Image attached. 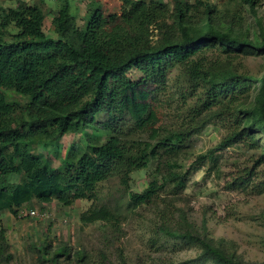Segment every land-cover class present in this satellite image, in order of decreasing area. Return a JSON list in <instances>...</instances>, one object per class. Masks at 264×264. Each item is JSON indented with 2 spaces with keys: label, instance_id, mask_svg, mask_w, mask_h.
I'll return each mask as SVG.
<instances>
[{
  "label": "trees",
  "instance_id": "1",
  "mask_svg": "<svg viewBox=\"0 0 264 264\" xmlns=\"http://www.w3.org/2000/svg\"><path fill=\"white\" fill-rule=\"evenodd\" d=\"M58 1L56 37L45 30L47 14L40 4L20 0L15 7L0 8V216L17 215L33 200L71 205L81 199L92 201L80 215L84 225L103 221L117 228L120 206L97 203L107 180L119 178L128 187L133 172L157 162L158 177L144 191L129 193L132 211L153 204L162 191L185 188L180 156L190 133L212 120L227 123L230 118L233 126L215 147L223 150L264 131V73H239L231 62L240 55H264L261 18L251 36L249 29L238 26L237 14L227 19L211 0H173L172 6L160 0H122L121 12L107 16L100 0H89L88 21L81 28L71 0ZM241 1L257 15L260 0ZM12 25L17 35L9 33ZM132 69L141 72L139 79L129 75ZM172 69L187 77L197 97L192 113L199 122L193 130L170 129L144 139V119L133 115L132 106L146 92L156 97ZM252 85H257L256 96L246 102L243 97ZM7 91L17 98L11 99ZM17 112L22 114L19 119L14 117ZM100 115L106 119L100 121ZM90 130L105 134L106 140L92 138ZM74 133L87 136L88 149L75 161L66 160L63 168L52 167L35 152ZM253 176L251 170L236 178V186L247 188ZM260 186L264 191V181ZM163 229L167 236L202 249L199 258L177 264L198 259L248 264L206 235ZM50 247L44 251L56 263L84 257L68 243ZM11 259L0 220V264Z\"/></svg>",
  "mask_w": 264,
  "mask_h": 264
},
{
  "label": "rangeland",
  "instance_id": "2",
  "mask_svg": "<svg viewBox=\"0 0 264 264\" xmlns=\"http://www.w3.org/2000/svg\"><path fill=\"white\" fill-rule=\"evenodd\" d=\"M20 0H0V8L15 7ZM27 4H40L47 14L45 30L56 37L53 19L60 6L58 0H21ZM103 14L120 13L122 0H100ZM173 5V0H160ZM218 4L220 12L230 19L237 14L238 26L251 31L254 36L257 18L264 24V0L257 6V15L250 12L248 4L241 0H211ZM71 12L81 28L88 21L89 0H71ZM18 28L10 26L9 33L17 35ZM7 35V40L12 35ZM231 62L239 73L259 77L264 73V55H240ZM129 75L134 79L141 72L132 69ZM255 84V83H253ZM187 77L179 69H172L163 89L153 97L149 92L140 96L132 106L133 115L144 119L140 133L144 139L151 134L183 129L193 130L199 119L193 117L192 109L197 97L190 91ZM257 85H252L243 98L253 100ZM8 96L17 98L7 91ZM21 113L14 114L16 119ZM98 119L105 120V115ZM227 123L212 120L199 131L190 133L180 156L182 171L186 174L184 189L159 193L156 202L129 210V193L142 192L150 181L158 176L154 173L157 162L146 169L132 173L130 184L124 186L119 178L107 180L101 185V198L120 206L122 216L119 227L106 222L84 225L80 215L92 201L76 199L71 205L54 200L44 203L33 200L24 205L17 215L5 212L0 220L7 232L8 248L12 254L9 263L2 264H177L199 258V245L172 238L164 233V227L174 230H192L211 238L215 244L242 258L248 264H264V131L255 132L236 144L223 150H215L232 127ZM89 135L101 142L106 135L90 130ZM85 134H67L48 146L36 147L35 152L43 155L54 168H63L66 160L75 161L88 149ZM97 141V140H96ZM202 156H206L202 158ZM254 171L253 183L247 188L237 187L236 178L246 177ZM17 179V178H15ZM14 179V180H15ZM35 211L36 214H31ZM68 243L73 251L84 253L70 260L56 263L44 251L56 248L59 243ZM188 264H215L210 260L198 259Z\"/></svg>",
  "mask_w": 264,
  "mask_h": 264
},
{
  "label": "built area",
  "instance_id": "3",
  "mask_svg": "<svg viewBox=\"0 0 264 264\" xmlns=\"http://www.w3.org/2000/svg\"><path fill=\"white\" fill-rule=\"evenodd\" d=\"M31 214H36V212L35 211H32Z\"/></svg>",
  "mask_w": 264,
  "mask_h": 264
}]
</instances>
